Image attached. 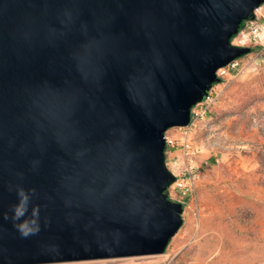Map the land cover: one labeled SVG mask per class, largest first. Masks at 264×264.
Listing matches in <instances>:
<instances>
[{
    "label": "water",
    "instance_id": "95a60500",
    "mask_svg": "<svg viewBox=\"0 0 264 264\" xmlns=\"http://www.w3.org/2000/svg\"><path fill=\"white\" fill-rule=\"evenodd\" d=\"M263 3L0 0V264L164 253L184 210L166 131L251 52L232 38ZM19 187L39 209L27 237Z\"/></svg>",
    "mask_w": 264,
    "mask_h": 264
},
{
    "label": "rangeland",
    "instance_id": "374dc122",
    "mask_svg": "<svg viewBox=\"0 0 264 264\" xmlns=\"http://www.w3.org/2000/svg\"><path fill=\"white\" fill-rule=\"evenodd\" d=\"M255 13L232 38L251 52L226 66L209 101L192 109L190 163L184 128L166 131L175 139L168 167L194 189L167 190L184 210L164 253L47 264H264V3Z\"/></svg>",
    "mask_w": 264,
    "mask_h": 264
},
{
    "label": "clouds",
    "instance_id": "9594fccd",
    "mask_svg": "<svg viewBox=\"0 0 264 264\" xmlns=\"http://www.w3.org/2000/svg\"><path fill=\"white\" fill-rule=\"evenodd\" d=\"M34 191L23 187L17 188V201L10 209L14 227L24 237L39 231V209L32 205Z\"/></svg>",
    "mask_w": 264,
    "mask_h": 264
},
{
    "label": "built area",
    "instance_id": "2783aa9c",
    "mask_svg": "<svg viewBox=\"0 0 264 264\" xmlns=\"http://www.w3.org/2000/svg\"><path fill=\"white\" fill-rule=\"evenodd\" d=\"M230 65H235V60L232 61L229 65L227 66H230ZM226 67V66H225ZM225 67H222L218 70V75L219 77H223L224 74L226 73L225 71ZM210 99V94L209 96L207 97L206 99V102H208ZM205 101V100H204ZM194 126V122L193 120L191 119V122L187 125V126H182L181 128H184V134L183 136L181 137V146H182V149L186 155V157L188 158L187 161L190 163L191 162V158L190 156L192 154H194V150H193V143H192V138H191V132H192V128ZM165 139H166V143H167V147H170V146H174L175 144V139L168 136L167 134H165ZM189 176L190 178L192 177V170H191V165L189 166ZM176 184V188L179 192H182V193H187L188 191L191 192V190L194 189V181L190 180L188 182H185V180H181V178H178L177 177V180L174 182Z\"/></svg>",
    "mask_w": 264,
    "mask_h": 264
},
{
    "label": "trees",
    "instance_id": "16d2710c",
    "mask_svg": "<svg viewBox=\"0 0 264 264\" xmlns=\"http://www.w3.org/2000/svg\"><path fill=\"white\" fill-rule=\"evenodd\" d=\"M222 80H223V79H222V77H220V80H219V82H222ZM192 109H193V108H192Z\"/></svg>",
    "mask_w": 264,
    "mask_h": 264
}]
</instances>
